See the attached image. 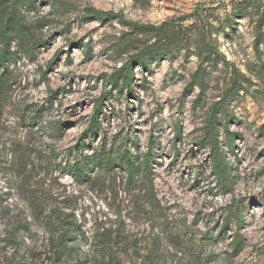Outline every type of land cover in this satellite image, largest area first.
<instances>
[{
	"label": "rangeland",
	"instance_id": "1",
	"mask_svg": "<svg viewBox=\"0 0 264 264\" xmlns=\"http://www.w3.org/2000/svg\"><path fill=\"white\" fill-rule=\"evenodd\" d=\"M19 2L35 44L14 37L0 106V264H264V0ZM168 21L176 43L137 63L156 40L140 26ZM128 63L129 86L114 79ZM124 144L141 169L149 158L137 185L66 167ZM67 213L76 241L50 244Z\"/></svg>",
	"mask_w": 264,
	"mask_h": 264
},
{
	"label": "trees",
	"instance_id": "2",
	"mask_svg": "<svg viewBox=\"0 0 264 264\" xmlns=\"http://www.w3.org/2000/svg\"><path fill=\"white\" fill-rule=\"evenodd\" d=\"M5 0H0V5ZM14 4L11 10L8 12H1L0 16L3 17V22L0 26V42L2 43V51L0 52V67L2 68V72L0 74V106L7 102L9 98L10 91L14 84V74L10 71L9 63L12 61L13 57L18 56V50H12V41L16 35L19 37L21 41V45L24 46L27 52L31 51L34 48L35 42L32 40L29 34L26 33L24 29V24L22 23L20 12V2L19 0H13ZM27 1V0H26ZM25 2V0H24ZM20 8V9H19ZM88 13L95 15L99 19L105 20L106 18L112 16L111 12H105L101 10H97L95 8L88 9ZM264 13V12H263ZM195 20H197V13H194ZM264 21V14L262 15V20ZM138 26L139 24H133ZM140 27L151 29L154 33H156V40L154 44L140 52L135 58L137 63L145 66L146 63V53L152 52L153 47L157 43H163L168 45H174L175 39L178 36V31H175L172 23L164 22L159 26L153 25H142ZM15 35V36H14ZM259 37L256 41L257 48L259 47ZM146 51V52H145ZM210 54V53H209ZM208 54V55H209ZM132 67L131 63L124 65L122 68L118 70L114 74L115 81H119V79L123 78V83L129 86L130 81V68ZM101 111V107H98V112ZM98 114V113H97ZM95 115L91 122L90 131L94 129V127L99 122L98 115ZM216 114L213 115L215 117ZM213 121V119H212ZM234 139L232 136H229L228 146L232 149L234 144ZM214 156L216 157V162L214 165V172L218 178L223 180L224 182L228 180V170L226 164L224 163L223 157L219 151V141L217 139V134L215 135L214 142ZM149 156V154H148ZM147 163V168L141 169V166L137 164L136 158L132 156L126 145L124 144L122 147L114 148H102L101 150L96 151L92 156L88 158H83L81 160H76L74 163L68 162L67 166L69 168V172L73 175V177L80 181H89L92 177L93 171L100 172H113L116 170H123L127 174V179L129 183L132 185H137L139 181V176L143 173L148 176L150 164L149 158L147 157L145 160ZM150 172V171H149ZM37 203V201H36ZM55 210L50 212V217L52 220V215ZM73 214H65V217L62 215L57 216V220L50 221V229L53 231L51 234L50 244H72L76 241V233L80 230L81 224L77 219H74ZM242 219H240V222ZM24 224L20 223V227ZM17 227V226H16ZM107 238V235L104 239Z\"/></svg>",
	"mask_w": 264,
	"mask_h": 264
}]
</instances>
